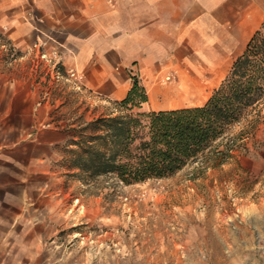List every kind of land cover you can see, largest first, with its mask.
<instances>
[{"label": "crops", "instance_id": "1", "mask_svg": "<svg viewBox=\"0 0 264 264\" xmlns=\"http://www.w3.org/2000/svg\"><path fill=\"white\" fill-rule=\"evenodd\" d=\"M262 24L264 0H0V36L17 53L0 68V264H92L60 250L79 212L53 187L65 135L37 90L39 52L56 53L61 70L76 74V89L104 100L125 98L135 76L147 93L143 112L199 107ZM243 126L246 138L226 158L167 195L183 205L166 241L196 228L205 243L210 229L227 260L254 259L247 246L264 229V194L248 198L251 182L264 177V108ZM199 207L192 222L190 209Z\"/></svg>", "mask_w": 264, "mask_h": 264}, {"label": "rangeland", "instance_id": "2", "mask_svg": "<svg viewBox=\"0 0 264 264\" xmlns=\"http://www.w3.org/2000/svg\"><path fill=\"white\" fill-rule=\"evenodd\" d=\"M16 57L17 53L9 51L5 41L0 40V68ZM37 68L36 75L42 79L37 90L41 98L49 101L53 122L63 131L64 142L67 138L65 131L75 127L79 121L89 122L112 111L110 100L91 95L81 87L76 89L72 82L54 80L46 68ZM261 108H264V100L249 109L239 124L231 126L212 149L164 183L148 181L125 186L103 177L81 181L74 170H68V163L62 161L65 154L61 151V161L56 166L60 178L53 182V187L67 192L62 203L74 206L79 213L78 225L62 232L60 250L72 248L87 259H83L84 263L92 264H264V229L253 230L255 240L247 246V251L254 254L251 261L227 260L221 246L214 243L215 231L210 229L205 230V243L201 238L202 231L196 228L186 231L184 240L174 238L166 241L167 235L175 231H167L166 226L169 223L173 226L180 220L183 205L179 203V198L167 201V195L184 182L196 184L207 167L222 157L215 155L218 147H229L226 158L232 149L239 146L246 138L242 133H246L244 126L240 129L242 124ZM251 183L249 188L252 193L248 199L257 203L259 196L264 194L260 193L264 190V177L255 189L253 183H256ZM202 210L203 207L196 208L193 214L190 209L189 220L196 222V214L202 213ZM255 214L253 211L251 216ZM177 233L179 237L180 231Z\"/></svg>", "mask_w": 264, "mask_h": 264}, {"label": "trees", "instance_id": "3", "mask_svg": "<svg viewBox=\"0 0 264 264\" xmlns=\"http://www.w3.org/2000/svg\"><path fill=\"white\" fill-rule=\"evenodd\" d=\"M262 100L264 24L202 106L143 112L147 93L133 76L125 98L111 101V112L65 131L62 161L85 182L103 177L126 186L168 178L212 149ZM228 148L215 155L224 159Z\"/></svg>", "mask_w": 264, "mask_h": 264}, {"label": "built area", "instance_id": "4", "mask_svg": "<svg viewBox=\"0 0 264 264\" xmlns=\"http://www.w3.org/2000/svg\"><path fill=\"white\" fill-rule=\"evenodd\" d=\"M37 61L45 62L44 68H46V70L49 72L50 77H52L54 80H64L67 82H72L76 80V74L72 70H61L60 63L57 59V54L54 52H52L50 55L43 52H39ZM36 65L40 66V63H37ZM165 80L168 81L169 77H165ZM73 85L76 87L74 83Z\"/></svg>", "mask_w": 264, "mask_h": 264}]
</instances>
